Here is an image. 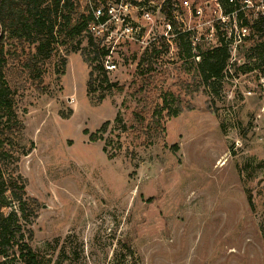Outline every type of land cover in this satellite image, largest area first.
<instances>
[{
  "label": "rangeland",
  "instance_id": "374dc122",
  "mask_svg": "<svg viewBox=\"0 0 264 264\" xmlns=\"http://www.w3.org/2000/svg\"><path fill=\"white\" fill-rule=\"evenodd\" d=\"M263 41L210 82L187 37L170 54L122 45L92 86L103 58L86 34L43 63L40 87L13 52L7 78L34 148L7 170L36 200L19 218L40 264H264Z\"/></svg>",
  "mask_w": 264,
  "mask_h": 264
},
{
  "label": "trees",
  "instance_id": "16d2710c",
  "mask_svg": "<svg viewBox=\"0 0 264 264\" xmlns=\"http://www.w3.org/2000/svg\"><path fill=\"white\" fill-rule=\"evenodd\" d=\"M90 1L98 3L99 0H89L85 7L81 0H0V264H6L12 255L19 257L23 264H40L41 261L39 253L26 239L19 218V212L25 215L26 205H34L36 200L28 196L22 176L7 170L16 153L26 154L27 147L29 150L34 148V142L25 138L17 107V88L7 78L10 57L15 51H23L21 68L29 76L38 73L37 87L44 80L43 63L67 39L88 35L90 43L97 45L98 58L102 59L107 51L88 30L92 17ZM256 27V33L264 40V20H260ZM189 47L191 52L190 44ZM229 60L230 52L225 45L201 53L198 68L204 81L223 78ZM101 70L108 73L104 62L91 71L90 86L101 76ZM109 124L106 121L91 139H100ZM249 200L253 203L251 196ZM15 205L16 210L5 211Z\"/></svg>",
  "mask_w": 264,
  "mask_h": 264
},
{
  "label": "built area",
  "instance_id": "2783aa9c",
  "mask_svg": "<svg viewBox=\"0 0 264 264\" xmlns=\"http://www.w3.org/2000/svg\"><path fill=\"white\" fill-rule=\"evenodd\" d=\"M89 4L88 30L107 51L102 59L107 72L118 68L113 55L126 43L170 54L184 37L198 61L201 45L219 41L228 47L229 62H233L243 43L257 34V23L264 20V0H99Z\"/></svg>",
  "mask_w": 264,
  "mask_h": 264
}]
</instances>
